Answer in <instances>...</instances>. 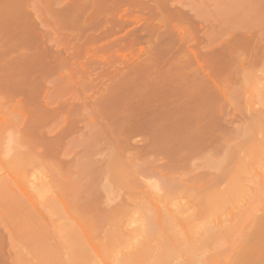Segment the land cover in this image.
<instances>
[{
    "label": "rangeland",
    "instance_id": "obj_1",
    "mask_svg": "<svg viewBox=\"0 0 264 264\" xmlns=\"http://www.w3.org/2000/svg\"><path fill=\"white\" fill-rule=\"evenodd\" d=\"M263 88L264 0H0V180L48 184V221L87 255L143 229L178 241L163 264H264V150L246 159L259 175H231ZM15 253L0 225V264Z\"/></svg>",
    "mask_w": 264,
    "mask_h": 264
},
{
    "label": "bare ground",
    "instance_id": "obj_2",
    "mask_svg": "<svg viewBox=\"0 0 264 264\" xmlns=\"http://www.w3.org/2000/svg\"><path fill=\"white\" fill-rule=\"evenodd\" d=\"M263 90H264V88L262 89V91ZM259 91L255 95V97L257 98L256 100L259 99L258 102H260L261 104H264V92L260 91L261 92L260 93ZM252 96H254V94ZM251 99H252V97H251ZM249 100H250V98H249ZM252 100H254V98ZM252 105H253V103H252ZM254 105L256 106L255 103H254ZM259 110L261 111V108ZM251 120L252 121H251V124L249 126H251L253 129H249L250 132L248 130V126L246 127L247 129L243 128L244 131L243 130L239 131V132L243 133L241 135V137L240 136L239 137L242 138V136H243L244 139L246 141L248 140L249 142L242 144L244 146L243 149H241V146L239 144L233 145L234 148L232 150H233V156H234L233 160L234 161H231V163L232 162H234V163H233V167H231V166L230 167L232 169L231 171H233V173H234V174H231V175H233V177L232 176L231 177L234 178L235 181H236V179L239 181L238 177L241 175L240 173H243L244 170H246V172L243 173L245 175V176L243 175L244 177H247L248 176L247 174H250V173L253 174L252 173L253 170L256 171L255 167L251 170V172L247 170L248 168L245 167V165H247L246 159L248 161L249 160L248 157L252 158V153L256 150H261V151L264 150V111L258 113ZM247 123H248V121H247ZM245 129L248 131H246ZM262 131H263V134H262ZM239 132L237 131V133H239ZM247 135H248V137H247ZM258 135H261L263 137L259 138ZM249 136L254 137V139H256V140L254 142L250 141ZM242 140H243V138H242ZM229 143H231V142H229ZM232 143H233V141H232ZM231 146H232V144H231ZM241 150H243L244 152L240 153L239 151H241ZM240 155H243V156H240ZM263 158H264V156H263ZM263 162H264V160H263ZM249 163H250V160H249ZM253 164H255V163H253ZM257 174L259 175L258 172H257ZM234 175H236V177H234ZM243 176H241V177H243ZM231 180H233V179H231ZM233 181L231 183H233ZM245 181H247V180H245ZM25 182H27V181H25ZM236 183H237V181H236ZM240 184H241V181H240ZM244 184H245V182H244ZM244 184H242V185L245 187ZM246 184H247V182H246ZM20 185L22 186L23 184H20ZM153 185H155V184H153ZM21 186H20V190H21L20 193L18 192L19 190L17 191L18 193L17 192L14 193V189L12 192H10L8 190L10 187L8 186L9 188H7L6 185L3 184V180H2V182L0 180V225L3 227V229L7 232L8 236H9V241L11 243L12 251L16 252L15 253L16 257H14V259L16 261H18L17 264H19V262H20V264H21V262L23 264H25L26 259L28 261H30L29 262L30 264H32V262L36 263V262H39L41 260L42 261L47 260L48 258H49L48 261H50L52 252H54L55 254H58V252H59V254H62L61 258H59L60 257L59 256L57 259H59V261H61V263H62V260L64 259L63 261L66 260L69 262V264L74 263V261H75V264L77 261L79 264H163V262L166 261V259H167V257H166L167 256L166 253L168 252L167 241H169L173 246H175V243L178 242L177 240L169 238V235H167V234H166V236H167L168 240H165L164 237H156L148 231H145L143 229L142 230L139 229V230H134V231L128 232V233H122L121 232L122 234H120L119 232H117V233L116 232H114V233H112V232L103 233L104 234L103 238L101 236L102 239L97 240L98 243L100 241V243H99L100 246L98 247V246L91 245V241H92L91 239H92V236L94 234H91V239L87 234H85L87 240L89 241L87 243H89L91 245L90 248H92V251L94 252V254H92V253H91L92 255L84 254L85 252L83 253L82 247L80 244L82 242L79 240V239H81V238H79L80 235L76 234L73 231L72 232L70 230L68 231L66 228H63L62 226H60L61 224L59 225V223L58 222L56 223L54 220L50 221L51 218L49 219V221L47 219L48 216H51V213L53 212L50 209H54V204L58 198L57 193L54 196H48L50 194L49 193L47 195L48 184H45V183L38 185L33 190L35 192H33L31 190H28V192H27L26 190L28 188L25 190V187H24L25 185L23 187H21ZM28 187H29V184H28ZM157 187H159V186L155 185V188L159 189ZM246 187H248V186H246ZM29 191H31L33 193L31 194V192H29ZM52 192H51V194H52ZM23 199L26 200V203ZM34 200L35 201L38 200L39 205L38 204L36 205L35 203H33ZM27 201H29L33 206H37V207H34L33 214H32V216H30V218H28V216H27L28 221H26V222L21 221V223L24 224V227H25L24 230L25 231L23 230V228L18 230V228L22 227L23 225L20 226V224H21L20 223L18 225V228L16 229L15 224L13 225L11 223L12 221L10 220V218H11L10 216L15 215V214L17 215V211H18V216H19V213H23V215L26 218V215L29 214L30 212L26 213V210H25V213H24L22 203L24 202L25 204H27ZM52 216L54 217L53 214H52ZM239 217H241V216H239ZM25 218L23 217V219H25ZM105 218L106 217H103L104 220H105ZM184 219L188 222V219L184 217L183 211H179V210L178 211L177 210L172 211L170 209L168 210L166 216L163 217V220L168 224L169 223H177L178 224L179 222H181ZM94 222H96V221H94ZM78 224H80V223L78 222ZM102 224H105V223L102 222ZM98 227H100V226H98ZM221 227L223 228L224 226H220L219 230L221 229ZM26 228H29L30 231L34 230L33 233H31V232L27 233L28 229L26 231ZM224 228L222 229V231H219V232L222 233L226 229V228L225 229ZM229 228L231 229V226ZM87 230H89V229H87ZM97 230L94 229L93 230L94 233H96ZM101 230H102V228H101ZM103 230H104V226H103ZM76 231H78V229ZM20 232L23 235L22 237H24V232H25L26 233L25 235L27 237L29 236V238H31V239H29V238H25L26 236L24 237L26 239L25 242L30 240L25 245H23L24 247L26 246L25 248H23V246L21 247L22 244L20 242V239H22V238L19 236ZM89 232L90 231H87V233H89ZM233 232H234V230H233ZM235 235H236V233H235ZM94 236H96V234ZM185 237L187 238V242H191L190 238H188V236H185ZM24 238H23L22 243H25ZM186 238H185V240H186ZM94 239H95V237H94ZM94 239H93V241H94ZM135 239L139 240V243H138L139 245L138 244L137 245L136 244L131 245L129 248L130 251L125 252L126 249L123 247V245H126L127 243H128V245L132 244V242ZM18 240H19V243L21 244L20 246H19ZM92 243H94V242H92ZM84 248L86 251V248H89V247H84ZM90 248L87 249V251H90ZM22 250L24 252L26 250L27 252H25V253H28V255L30 254L29 258H27L28 255H26V256L24 255V252H22ZM55 254H53V255H55ZM53 255H52V257H54ZM55 259L56 258L54 257L53 260H55ZM48 261H43V262L47 263ZM55 261L54 262L52 261V262L54 264H56ZM59 261H57V262H59ZM26 263H28V262H26ZM14 264H16V263H14ZM36 264H38V263H36ZM57 264H59V263H57ZM185 264H197V262L193 261L191 263H185Z\"/></svg>",
    "mask_w": 264,
    "mask_h": 264
}]
</instances>
